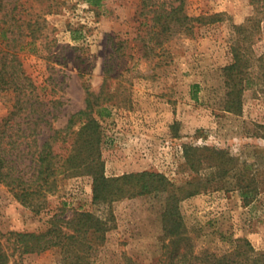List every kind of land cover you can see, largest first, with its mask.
<instances>
[{
	"label": "rangeland",
	"instance_id": "rangeland-1",
	"mask_svg": "<svg viewBox=\"0 0 264 264\" xmlns=\"http://www.w3.org/2000/svg\"><path fill=\"white\" fill-rule=\"evenodd\" d=\"M184 1L187 15L204 22L166 33L145 0H0V87H7L0 89V128L17 98L30 97L32 81L56 126L86 107L90 90L104 175L153 171L171 182L158 193L96 205L95 175H61L38 211L0 181L5 264H63L61 247L20 254L8 233L46 231L55 215L76 211L108 222L90 250L92 264H169L189 249L220 255L242 237L264 252L263 2ZM72 145L59 142L56 151L66 156ZM27 164L30 157L21 167Z\"/></svg>",
	"mask_w": 264,
	"mask_h": 264
},
{
	"label": "trees",
	"instance_id": "trees-1",
	"mask_svg": "<svg viewBox=\"0 0 264 264\" xmlns=\"http://www.w3.org/2000/svg\"><path fill=\"white\" fill-rule=\"evenodd\" d=\"M88 1L93 5H100L102 2V0ZM252 2L255 5L256 2H263L261 5L257 4V8L264 10V0H252ZM155 4L156 1L145 0V5H150L151 11L154 12L155 25H160L161 30L166 33L180 32L185 28L194 30L196 21H203L205 18L187 15L184 0L177 5L167 1L156 7ZM261 20L257 21V28ZM236 64L235 62L232 68ZM30 85V97L27 99L18 97L15 109L9 118L16 121L18 116H22L27 125L23 126L24 123L19 120L9 124V120L0 128V181L9 186L23 204L40 211L45 204V197L56 189L59 176L84 171L95 175L96 205H102L126 193L139 195L170 189L171 182L167 177L153 171L126 174L119 178H109L104 175L99 153L102 130L100 121L94 114L95 102L92 91H88L85 108L72 113L65 125L56 126L54 119L49 117L52 111L41 110L36 83L32 81ZM6 88L3 85L0 87V89ZM15 88L22 93V85H16ZM54 103L57 106L59 101L55 100ZM55 117L56 115L53 116ZM79 123L80 126L77 128ZM70 139H72V149L69 154L62 156L56 151V144L65 143ZM27 157H30L32 162L30 164L34 170L32 174L27 171L29 164L21 167V163ZM160 185H164V188L162 189ZM176 194L171 189L169 198L175 199ZM171 214H175L173 218L182 220L177 209H172ZM52 220V225L46 231H10L8 236L13 239L15 251L20 254L42 252L59 246L65 254L63 264H92L90 250L95 240H99L101 233L108 229V222L94 211H76L69 218L55 215ZM176 228H179V225ZM95 234L98 237L94 239ZM172 234L168 232V236ZM182 239L172 238L176 244ZM190 252L191 249L183 252L177 261L173 260L169 264H264V252L258 251L247 237L239 238L234 249L220 255L208 251L201 257ZM7 255L0 248V264L6 263Z\"/></svg>",
	"mask_w": 264,
	"mask_h": 264
}]
</instances>
